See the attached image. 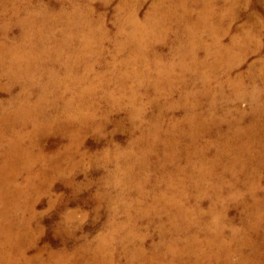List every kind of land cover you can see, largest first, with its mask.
I'll return each mask as SVG.
<instances>
[{
    "label": "bare ground",
    "instance_id": "6f19581e",
    "mask_svg": "<svg viewBox=\"0 0 264 264\" xmlns=\"http://www.w3.org/2000/svg\"><path fill=\"white\" fill-rule=\"evenodd\" d=\"M33 1L0 0V80H6L0 88L9 93L0 100V187L6 189L8 199L22 193L16 190L19 186L6 181L25 171L29 184L36 176L34 164L39 162H43V168L36 169L40 176L47 171L68 174L75 185L73 166L56 168V158L69 160L68 153H78L79 137L91 126L97 133L103 131L114 110H124L123 119L139 127L143 110L135 102L142 95L158 110L149 127L140 129L137 142L148 137L149 155L160 153L155 168H149L160 178L159 184L152 185V194H143L145 182L135 177L140 179L137 195H151L152 205L144 210L136 205L142 201L134 199L122 208L109 207L105 232L93 244L85 241L71 252L38 246L43 226L31 224L37 215L35 207L26 198L3 207L4 194H0V264H154V260H166L156 264H232L234 258L239 264H264V22H249L229 34L231 25L223 23L228 9L239 0H194L195 10L178 0L166 6L169 26L150 33L146 24L151 14L141 23L131 10L125 21L133 35L117 44L106 69L92 74L91 43L99 41L94 31L88 29V34L77 37L78 47L58 41L49 26L55 21ZM216 4H229V8ZM157 34L162 35L161 40L171 37L166 39L171 57H158V49H154L149 60L144 52L153 49ZM98 47L94 50L100 58ZM125 50L128 56L120 59ZM253 55L257 58L241 70ZM243 99L248 101L247 110L234 107ZM97 116L100 119L95 123ZM121 121L116 122L120 125ZM53 127L69 142L48 158L35 148L37 138ZM147 151L136 156L130 148L117 156L133 158L129 167H148L144 162ZM167 163L171 170L164 168ZM129 167L124 168L123 179L134 175ZM118 171L115 168L112 174ZM225 173L231 178L230 187L223 183ZM160 183L166 190L159 188ZM189 184L197 194L193 197L196 204L202 197H210L208 209L203 211L205 219L200 217L198 205H186L184 188ZM26 186L34 189V197L41 195L39 187ZM74 187L77 190L82 185ZM46 189L51 190L50 186ZM123 191L115 194L117 203L127 198ZM223 192L231 202L250 199V203L242 200L247 214L240 227L225 218ZM120 208L125 216L119 221L114 216ZM17 210L20 219L12 222ZM146 213L159 223V240L150 246L151 253L146 254L141 245L131 253L142 239L134 222ZM74 218L73 212H67L57 231L71 236L73 228L66 223ZM190 228L194 231L189 232ZM114 239L125 245H117Z\"/></svg>",
    "mask_w": 264,
    "mask_h": 264
},
{
    "label": "rangeland",
    "instance_id": "374dc122",
    "mask_svg": "<svg viewBox=\"0 0 264 264\" xmlns=\"http://www.w3.org/2000/svg\"><path fill=\"white\" fill-rule=\"evenodd\" d=\"M173 1L178 0H34L33 2L35 4L38 3L40 7L45 8V10L50 14L47 16L51 18V20L55 21H52L53 23L49 24V26H51V30H54L58 41L60 39L61 42L68 43L73 48L78 47L77 40L79 38L77 37H82L83 35L88 34L89 30L94 31V37L99 41H95L93 43L90 42L92 44V50L91 55H89V61L93 65L92 74H98L106 69V63L110 65L112 62L114 48H116L117 44L125 41L131 33L133 35L132 27L125 21L131 10H135L136 17L141 23L144 22L143 20L145 15L151 14V19L147 22L146 28H148L150 33H152L157 31V29H165L166 26H169L171 21L165 18L167 13H169L166 6L168 7V5L173 3ZM195 1L180 0L182 4L193 10L198 8ZM217 6L218 8H226L229 4H219ZM154 7L157 9L156 11H153ZM257 20L264 22V0H239L237 4L232 5L228 9L227 16L225 17L223 24H230L229 34H234L237 33L236 30L238 28L245 26L249 22L252 23ZM68 22L70 23V26H68ZM60 28H62V30ZM73 32L76 34L72 35ZM102 35L105 36L103 37ZM161 36V34L155 35L153 38V49L144 52L147 57H150L149 60H152L151 56H153L152 51L154 49H158L156 51L158 57L164 54H168L171 57L169 54L170 49L168 48L170 43L169 41H166V39L171 37L167 36L166 39L161 40ZM71 39H73V41H70ZM261 44V51L264 53V40ZM50 45L53 46V44H49L48 46L50 47ZM97 45L102 52L100 58L97 57L95 53ZM73 56L77 57L75 54ZM127 56L128 50H125L121 53L119 58L122 59ZM83 57L84 55L80 56V58ZM256 58L257 56L254 55L248 58L241 70H244L246 65L254 61ZM114 62L118 63L119 60L116 59ZM0 82L1 86L6 82V80L1 79ZM13 91H15V89ZM8 94L9 93L4 92L0 88V100L6 99ZM150 95L151 93H149V96ZM147 100L146 95H142L139 97V101L135 102L143 110L142 123L139 124L140 128L136 127V125H130L127 120L123 119L124 110L121 112H119V110H114L109 115L111 119L106 123L103 131L97 133L95 130H92L93 126H91L89 128L92 129L82 134L80 137L78 136L80 141L78 153H74L72 155L68 153L67 159L69 160L61 161L56 158L57 161L54 162V167L56 168H67L68 166H73L76 171L74 184H81L82 187L80 189H75V185L72 183V178L68 174L61 176L51 171H47L40 176L39 170L36 169L43 168V162H39L40 164H34L33 168L35 169H33V174L36 175V178H33V181H31L32 183L30 182L28 184L25 182V171H22L19 176L15 177L11 181H6L7 183L12 184V186L15 184L19 186L16 188L17 192L22 193L19 196H14L13 199L10 200L5 193L6 189H4L3 186L0 187V194H4V198L1 202L3 207L5 205L9 207L12 202L17 203L21 200L24 201V198H26L25 200L28 201L30 206L32 205V209L35 207L34 210L37 215L32 219L31 224L33 226L37 224L43 226L39 239L37 240L39 244L38 246L43 245L57 250L63 248L66 252H71L77 249L81 244L85 243V241L93 244L99 235L105 232V224L108 216L110 215L109 207L119 205L122 208L126 206L124 203L128 201L130 202L134 199L142 201L141 204L136 203V205L144 208V210L148 206L152 205L151 195L144 196V198H142V196L137 195L136 191V189H138L137 184L140 179L145 182L143 184L144 186H142L143 192H145L143 194H147L150 192L152 185L159 184L158 181L160 178L159 174L155 172V170H149V168H155L154 163L158 160L156 157L159 158L160 153L152 155L153 157L149 155L151 153L148 152L147 149L149 148L150 141L149 139L145 140V138L148 137H145L143 141L140 140V142H137L140 129L148 128L150 120L157 115V107L149 103L147 104ZM234 107L247 110L249 104L246 99H243L237 103V106ZM177 114L178 113H176V115ZM99 119L100 117L97 116L94 119V121L96 120L95 123L98 122ZM167 119L168 117L164 120L167 121ZM118 120H122L120 125L116 122ZM68 142L69 140L57 132L53 127L50 131L37 138L38 144L35 149L43 151V153L49 155V158L50 154H53L54 152L56 154L58 149L60 150L61 148H66ZM133 143H137V147H133ZM2 147L4 148L3 144ZM130 148L133 149V152H136V156L141 155L139 152L143 155V150L147 151L146 155L148 157L145 159L147 161L144 162H148V165L150 166L151 164L152 167H129L133 158L129 159L117 156L119 151H129ZM71 150L73 149L71 148ZM128 167L132 168L134 175H132L130 179L126 180L122 177L124 176V168ZM115 168H119V171L113 175L112 173ZM164 168L166 170L172 169L169 163H167ZM262 174H264V172ZM224 176L223 183L226 184L225 186H232L231 178L226 175V173ZM26 184H33L34 186H37V188L39 187L41 195L34 197V189L32 190V187L26 186ZM47 186H50V191H47ZM263 187L264 186H262V188ZM159 188L166 190L165 184L162 183H160ZM120 190H124L123 193L128 194L126 199L117 203L118 201L114 199V196L117 192H120ZM184 190H186V195L188 197L186 205H198V207L202 209L200 217L205 219L206 215L203 214V211L208 209L210 197H202L199 204H196L193 197L197 196V194L192 184H189L186 188H184ZM110 193H112L110 195L111 197L108 195ZM226 195H228V193L223 192L221 198L226 203V208H224L226 213L225 218L227 221H231L232 225L235 227H240L241 221L245 217V214H247L246 209L244 206H241V203H250V199L247 197V199L242 198L237 202H231L229 199L225 198ZM31 199L34 200V202ZM49 202H52L51 207H49ZM65 202H68V204H63ZM121 208L114 216V218L119 221L125 216V212ZM132 210L133 213L137 215L138 209L134 208ZM70 211L75 214V218L66 223L70 228H73V233L71 236H68L63 232H58L56 228L60 221L63 222L66 213ZM24 212L25 211H23V213ZM17 216L18 210L14 213L12 222H17L20 219L19 216L16 219ZM151 216V214L146 213L134 222L137 232L140 235L139 238L142 239L141 241L136 242L135 247L131 249V253L133 251H139L141 246L144 247V252L146 254L149 252L151 253L150 246L156 244L159 240V223L157 219L151 218ZM160 219L161 218H158V220ZM77 226H79L78 229L76 228ZM192 231H194V228L189 229V232ZM114 240L119 246L125 245L117 239ZM63 242H66V244L64 245ZM154 261V264H156L163 263L166 260H163L162 262H158L157 260ZM239 261V259L234 258L232 264H239ZM134 264L137 263L134 262Z\"/></svg>",
    "mask_w": 264,
    "mask_h": 264
}]
</instances>
